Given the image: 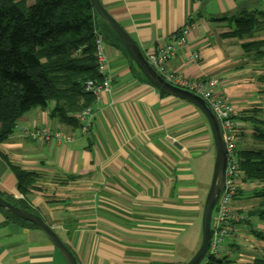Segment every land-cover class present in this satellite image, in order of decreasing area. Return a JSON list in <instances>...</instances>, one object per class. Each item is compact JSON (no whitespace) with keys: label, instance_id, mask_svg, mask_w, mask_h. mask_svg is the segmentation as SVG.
Instances as JSON below:
<instances>
[{"label":"crops","instance_id":"crops-1","mask_svg":"<svg viewBox=\"0 0 264 264\" xmlns=\"http://www.w3.org/2000/svg\"><path fill=\"white\" fill-rule=\"evenodd\" d=\"M101 1L147 59L165 45L177 47L182 29L191 26L188 48L178 50L170 71L189 81L216 80L217 92L231 98L238 116L261 103L241 42L221 34L233 27L223 18L264 0ZM104 50L111 92L93 105L89 132L51 118L54 103L23 115L0 145L8 160L0 155V196L15 205L23 202L43 218L79 264H186L199 242L184 263L175 260L176 240L202 216L189 162L214 149L208 122L190 103L161 97L135 78L132 60L123 52L106 44ZM193 52L200 54L198 62L191 61ZM238 123L240 141L248 130ZM45 127L71 140L43 141L27 134ZM10 165L38 176L27 196L19 192ZM251 185L244 184L234 202L239 212L246 208ZM5 222L0 211V264H67L42 230ZM260 243L245 224L226 239L224 255L248 264L263 254Z\"/></svg>","mask_w":264,"mask_h":264},{"label":"trees","instance_id":"trees-1","mask_svg":"<svg viewBox=\"0 0 264 264\" xmlns=\"http://www.w3.org/2000/svg\"><path fill=\"white\" fill-rule=\"evenodd\" d=\"M222 21L233 25L221 34L222 38L241 42L256 95L264 98V4ZM96 33L104 44L129 57L115 32L96 14L91 0H34L32 5L26 0H0V145L13 134L23 115L35 108L48 109L51 103V118L80 127L79 114L95 102L94 96L85 92V84L101 81ZM132 64L134 77L149 83L133 61ZM237 120L245 123L248 130L245 142L241 141L245 148L239 147L237 152L242 177L239 194L244 184H253L248 197L257 201L247 214L249 218L239 226L249 225L251 235L264 244V232L251 227L253 219L264 223V102L244 111ZM0 155L7 160L1 151ZM10 167L17 176L19 192L27 196L38 176ZM16 206L34 213L23 202ZM0 211L6 216L4 224L16 220L37 229L1 208ZM204 263L236 264V260L229 254H208ZM248 264H264V252Z\"/></svg>","mask_w":264,"mask_h":264},{"label":"built area","instance_id":"built-area-1","mask_svg":"<svg viewBox=\"0 0 264 264\" xmlns=\"http://www.w3.org/2000/svg\"><path fill=\"white\" fill-rule=\"evenodd\" d=\"M191 30V26L182 29L177 47L165 45L158 49L147 60L169 83L187 89L204 98L220 121L227 152L225 183L213 212L211 241L208 251V254L219 257L225 253L223 247L224 240L234 235V233L240 229L239 225L245 220L244 215L234 208V202L240 192L242 178L237 153L239 148L238 113L235 110L231 98L217 92L216 86L218 82L216 80L189 81L185 77L170 71L169 63L178 53V50H185L188 48V37ZM95 44L97 48L98 72L101 81L99 83L88 81L85 84V92L92 94L95 98L94 104L100 102L104 94L111 92L110 79L106 74L105 44L97 33ZM200 57L198 52H193L190 58L192 62H198ZM94 114L95 110L93 106L85 108L79 114L78 119L81 124L79 130L82 134L89 132L91 129ZM27 134L32 138L41 139L43 141L57 140L62 142L71 140L70 137H65L60 132H52L48 127L28 132Z\"/></svg>","mask_w":264,"mask_h":264},{"label":"water","instance_id":"water-1","mask_svg":"<svg viewBox=\"0 0 264 264\" xmlns=\"http://www.w3.org/2000/svg\"><path fill=\"white\" fill-rule=\"evenodd\" d=\"M91 2L96 14L115 32L124 46L125 51L147 81L159 92L181 99L193 105L203 114L208 122L215 149L214 172L211 186L203 206L201 245L190 261L186 263L202 264L208 258L212 233L213 212L225 183L227 152L220 121L209 103L204 98L194 92L169 83L157 72L125 28L106 10L101 0H91ZM0 208L12 216L31 223L42 230L64 257L67 264H79L71 250L43 218L16 206L1 196Z\"/></svg>","mask_w":264,"mask_h":264},{"label":"rangeland","instance_id":"rangeland-1","mask_svg":"<svg viewBox=\"0 0 264 264\" xmlns=\"http://www.w3.org/2000/svg\"><path fill=\"white\" fill-rule=\"evenodd\" d=\"M28 5H32L34 0H26ZM259 100L264 102V98L258 97ZM257 106V105H254ZM240 141H244V136L240 138ZM238 141V142H240ZM244 142H240L241 148H245ZM214 165H215V149L213 147L208 152H198L193 157H191L189 162V168L195 177V186L201 195V209L203 210V206L211 186L213 172H214ZM254 187V186H253ZM253 187L252 190H253ZM244 189V188H243ZM252 194V191H250ZM246 208L243 209L242 213L244 214L245 219L249 211H251L257 205V201L254 199H250L247 197V203H245ZM251 227L255 231L264 232V223L260 222L258 219H253L251 223ZM251 234V233H250ZM198 240L199 245L200 241L202 240V216L200 219L194 223L193 226H187L185 230L179 234V238L176 240V251H175V260L181 261L186 263L188 257L192 255L190 251L193 249L194 244ZM251 243V241H248ZM253 242V241H252ZM244 243V241H243ZM263 244V243H262ZM261 243L258 245H262ZM255 245V244H254ZM241 247H246L242 243L240 244ZM251 260V259H250ZM202 264H205L204 262Z\"/></svg>","mask_w":264,"mask_h":264}]
</instances>
